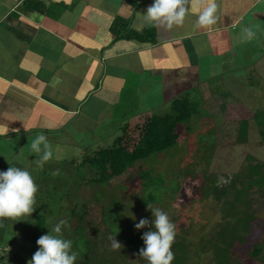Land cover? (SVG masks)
I'll use <instances>...</instances> for the list:
<instances>
[{"label": "crops", "instance_id": "obj_1", "mask_svg": "<svg viewBox=\"0 0 264 264\" xmlns=\"http://www.w3.org/2000/svg\"><path fill=\"white\" fill-rule=\"evenodd\" d=\"M152 3L0 0V140L43 133L51 141L98 142L170 113L181 97L190 101L187 128L214 125L193 120L227 93L215 83L237 81L241 68L264 81V0H217L211 30L196 27L198 5L182 26L138 30ZM248 26L252 40L242 33Z\"/></svg>", "mask_w": 264, "mask_h": 264}, {"label": "rangeland", "instance_id": "obj_2", "mask_svg": "<svg viewBox=\"0 0 264 264\" xmlns=\"http://www.w3.org/2000/svg\"><path fill=\"white\" fill-rule=\"evenodd\" d=\"M237 72L233 76L237 81L229 79L225 84L223 79L213 85L227 88L232 95L226 89L227 93H220L221 98L213 97L209 107L193 120L204 118L219 124L218 127L193 123L187 128L183 122V141L178 146L151 154L110 182H98L94 168L85 159L92 157L96 149L113 145L121 132L98 142L79 141L81 146L60 141L64 138L47 139L52 158L43 167L37 164L41 154L30 147L39 133L26 142L24 134L11 141L0 140V171H6L10 165L26 169L38 186L35 211L30 216L2 221L0 257L5 256V260L1 264H28L38 250L37 239L51 232L61 220L66 221V226H62L60 234H51L72 241V249L78 254L75 264H148L139 256L144 247L141 237L154 227L137 230L134 226L141 218L148 219L151 225L154 217L148 204L165 211L176 225L171 264H264V250L255 258L249 243L238 251L228 247L234 234L242 235L245 223H235L229 230L223 227L228 223L226 212L221 210L225 199H232L235 187L241 188L253 178L249 177V165L264 163V81L255 69L241 68ZM226 94L229 98L225 100ZM231 104L234 107L229 108ZM223 115L226 122L218 119ZM243 119L247 121L242 123ZM222 121L225 125L220 131ZM141 130L142 125L138 124L128 131L127 147L134 148ZM200 161L209 164L210 182H217L208 184V191L214 186L208 197L199 192L205 177V164ZM139 169H143L141 178ZM236 200L242 209L264 222L261 182ZM223 228L219 238L217 233ZM260 229L263 232L264 226ZM110 236H116L123 245L121 250L112 249ZM249 237H253L252 232ZM217 243L221 252L214 250Z\"/></svg>", "mask_w": 264, "mask_h": 264}, {"label": "clouds", "instance_id": "obj_3", "mask_svg": "<svg viewBox=\"0 0 264 264\" xmlns=\"http://www.w3.org/2000/svg\"><path fill=\"white\" fill-rule=\"evenodd\" d=\"M195 5L200 9L195 21L196 27L211 30L218 21L217 0H153L146 13L138 16L142 23L136 27L138 30L145 26L171 30L174 26H182ZM242 33L246 40H252L256 36L252 26L243 28ZM30 147L34 153L41 154L37 161L40 167L52 158L50 144L43 133L36 136ZM37 192L38 186L28 170L10 165L6 171H0V227H3L4 219L16 220L30 216L35 211ZM147 208L154 217L151 225L148 219L141 218L134 226L137 230L150 226L154 230L143 233L141 239L144 247L139 250V256L148 264H171L174 260L172 245L177 234L176 225L165 211L154 208L151 204ZM62 226H66V221L61 220L51 232L37 239L38 250L28 264H75L78 254L72 249V241L51 234H60ZM109 239L113 250H121L123 245L116 240V236H110Z\"/></svg>", "mask_w": 264, "mask_h": 264}, {"label": "trees", "instance_id": "obj_4", "mask_svg": "<svg viewBox=\"0 0 264 264\" xmlns=\"http://www.w3.org/2000/svg\"><path fill=\"white\" fill-rule=\"evenodd\" d=\"M172 111L170 113L164 115H153L146 125L142 127L140 132V137L136 142L134 148L130 149L125 144L126 134L128 131L126 128L121 135L117 136L114 140V144L111 146H103L100 149H96L94 151V155L92 157H88L85 159V163L88 161L95 170V175L98 182H110L113 179L124 175L130 168H133L134 165L150 156L153 153H162L174 146H178L179 143L183 141L182 134L179 131V125H181L184 121L190 119L192 117L190 101L187 97L177 98L172 103ZM247 121L246 119L241 120V122ZM242 122V123H243ZM247 124V123H246ZM245 126L247 127V125ZM190 137V136H189ZM205 164V177L201 181L200 193L203 192L208 197L210 192L214 186L207 189L208 184H216V181L210 182V174L208 170L209 164L206 162H198ZM249 177L254 179L248 181L247 185L242 186L241 188L235 187L234 196L236 199H240L241 196L251 187L254 186L258 181L264 185V163H257L255 165H249L248 167ZM143 174V169H139V177L141 178ZM257 175L258 179L254 175ZM192 175V174H191ZM195 178V174L192 175ZM247 186V190L244 188ZM237 188V189H236ZM178 187L176 189L175 194L178 193ZM232 199H225L224 205H222V211L227 214V221L223 227L226 229H230L232 225L235 223H245L242 227L244 228V232L242 235L234 234L232 237V241L228 246L230 251L233 250H243L244 244L249 243L251 247V255L257 258L260 257L264 250V237L261 232L260 226H264L263 220L256 217L254 214L245 211L239 206L238 201L235 197ZM225 222V221H224ZM235 229V227H234ZM224 228L219 231V238L223 236L221 232H223ZM252 232L253 237H249V233ZM247 234V235H246ZM240 240V241H239ZM240 242V243H239ZM11 244L12 243H7ZM216 252H221V246L217 243L214 244ZM262 252V253H261ZM5 260V256L0 257V264Z\"/></svg>", "mask_w": 264, "mask_h": 264}]
</instances>
